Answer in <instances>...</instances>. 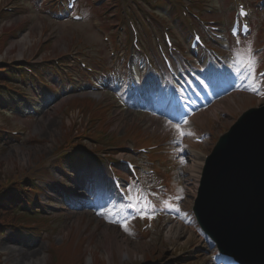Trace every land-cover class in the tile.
<instances>
[{
  "label": "rangeland",
  "instance_id": "rangeland-1",
  "mask_svg": "<svg viewBox=\"0 0 264 264\" xmlns=\"http://www.w3.org/2000/svg\"><path fill=\"white\" fill-rule=\"evenodd\" d=\"M212 1L214 3H217V0ZM7 3L8 0H0V5L2 4L6 6ZM28 21L31 22V25H28L29 30H27V32L24 33L22 36V38L24 37L25 39L20 41L22 39L21 38L18 41L11 42V44L7 48V57L10 60H16L17 58L23 55H25L26 57L34 56L36 52L35 48L42 39L44 25H49L51 27L50 32L45 36V39L51 38V36L55 33L57 34V38L55 40L53 39V48L48 50L45 53V56L61 54L65 52L68 48H70L74 42L77 41H83V43L85 44L91 43L90 36H88L87 38L79 37V40L73 39L74 35L77 32L81 31H79V29H81L80 27L70 24L59 26L53 25L52 23L43 20L42 18L37 19V15H32L31 18L27 17L25 19L12 17L7 22H3L0 27V31L2 29V26L4 25L6 26L5 29H7L11 25L17 23L25 25ZM84 28L87 32L90 31L88 25H86ZM81 34L82 36H85V34H83L82 32ZM99 49L101 48L99 47L98 50ZM68 100L69 99L62 101L56 107H54L52 111L48 112L47 114H44L43 116L45 117L42 116L39 119L13 118L11 120L8 118H4L1 121L2 125H8L10 128L26 124L28 126L29 131L27 136L21 139V141H19L18 143H12L9 145H7V142L0 143V174L3 175L1 178H4L5 175L16 176L20 174V172L29 173L30 175H32L35 172H38L39 167L43 166L46 160L52 155L51 153L57 150L60 141L65 136L66 125H69L71 120H76L77 112L71 113L70 117H68L66 114L69 109L67 105L62 108V105L66 104ZM259 104L260 102L257 98L254 99L246 95L237 96L234 98L231 97L219 103L220 108L224 107V111L221 110V112H228L230 114L219 118L220 121L218 122L212 120V122L205 123V119L203 118H201L199 121L202 122L203 125H205L206 129L212 130L213 136L216 135L219 137L225 130H228V128L235 122L237 118L235 117L236 114L239 116L240 113L245 109L252 107L253 105ZM231 114L234 116L232 117ZM45 121L55 123V126L47 125ZM39 128H44V131H39ZM113 129H116L115 133L119 134L128 133L130 132V130H132L135 133H142L147 137H152L156 131V128L153 123L149 124L148 121L140 118V116L133 117L129 116L126 113H124V117L120 118L119 123L114 122L112 124L111 130ZM131 137L134 140H138V138L135 137L134 134H132ZM213 145L214 139H211L209 144L205 146L194 145V148L197 150L203 149L206 153H210ZM188 179V190L186 191L188 200L186 201L185 205H188L190 208L196 190V178L195 176L188 175ZM182 198L185 199L186 195L182 196ZM178 199L179 198H176V202H178ZM79 216L80 213L78 212L69 216V219L74 218V221L73 223H68L71 224L69 227L61 230L59 234L62 237H66L65 235L69 229H74L78 231L79 234L83 232L86 222L83 223V217ZM178 216L180 217L181 213H178ZM188 227L190 228V226ZM96 229L97 228L94 227L91 231L90 239L93 237V239L91 240V245L87 247V249H84V251H89V254L87 256H90V253L92 251L91 254L96 253V255L94 254L96 257L99 256L104 260H107L108 264H121L122 262L120 260V255L118 254L117 250H114V254L112 256L106 244V234L110 231L114 232L117 229L115 227L109 228L108 226L106 228L103 227L98 232H96ZM188 235L189 234H183L181 236L178 235L176 236L175 240H169L167 236V231H165V235L164 237H162V239H152L153 237H151L150 240L137 241L128 237H124V241L128 243L126 247L129 253V257L131 259L136 254H141L142 256L145 255V257L148 255L145 260H143L141 263L138 262V264H146L145 261L154 258L155 254L157 256L159 255L158 257H160L155 258V260L161 259V262H158V264H174V261L181 259L182 264H193L196 259L195 256H198L201 254V252H204L203 249H201L203 245L198 243V236L196 233L190 238H188ZM51 241L52 240H50L48 243L43 244L41 247H36L34 249L37 251L38 258L41 259V264H52L55 259L61 258L64 252L66 251L65 248L53 247V251H51V256H49V243ZM4 249L7 251L6 248ZM94 249L96 250L94 251ZM189 249H194L193 252L195 253L193 255V258H188V255L186 254ZM69 253L71 254V252ZM30 255L31 254L22 255V258H19V261L17 260L15 263H13V259H10V264H23V261L26 258H29Z\"/></svg>",
  "mask_w": 264,
  "mask_h": 264
},
{
  "label": "water",
  "instance_id": "water-1",
  "mask_svg": "<svg viewBox=\"0 0 264 264\" xmlns=\"http://www.w3.org/2000/svg\"><path fill=\"white\" fill-rule=\"evenodd\" d=\"M200 219L223 250L241 258L264 249V118H249L221 144L209 166ZM255 229V230H254Z\"/></svg>",
  "mask_w": 264,
  "mask_h": 264
},
{
  "label": "bare ground",
  "instance_id": "bare-ground-1",
  "mask_svg": "<svg viewBox=\"0 0 264 264\" xmlns=\"http://www.w3.org/2000/svg\"><path fill=\"white\" fill-rule=\"evenodd\" d=\"M25 38H23L22 40H24ZM220 107V106H219ZM210 110H213V112L214 113H216L217 111H219L220 109H218V104H215L214 106H213V108L212 109H210ZM201 118V115L200 114H198V115H196L195 116V118H194V120H196V119H200ZM45 123L47 124V125H52V126H55V123H52V122H48V121H45ZM39 131H44V128H39ZM192 153H194V155H195V157H199L201 154L200 153H198V152H192ZM201 162V161H200ZM201 164H202V162H201ZM201 164L199 165V166H201ZM197 168H199L197 165H194L193 166V170L191 169V172H194V170L195 169H197ZM179 228L178 229H180V231L178 230V229H176V228H172L170 231H169V233H168V238L170 239V240H175V238H176V236H178V235H183V234H189L188 236V238H190L191 236H193L194 235V232H193V230H189V229H187V227H185L184 225H183V222H180L178 225H177ZM177 226H172V227H177ZM183 232V234H182V232ZM184 237V236H183ZM108 246L110 247V249H115L116 247H113V246H111V244L110 243H108ZM119 252H120V257L123 259H125L126 257H127V253H126V251H125V249H122V248H120L119 249ZM31 260H33V261H31ZM41 264V260L40 259H38V257H37V252H35V253H32L30 256H29V258H27V259H25L24 261H23V264Z\"/></svg>",
  "mask_w": 264,
  "mask_h": 264
},
{
  "label": "snow or ice",
  "instance_id": "snow-or-ice-1",
  "mask_svg": "<svg viewBox=\"0 0 264 264\" xmlns=\"http://www.w3.org/2000/svg\"><path fill=\"white\" fill-rule=\"evenodd\" d=\"M179 131V129H177Z\"/></svg>",
  "mask_w": 264,
  "mask_h": 264
}]
</instances>
